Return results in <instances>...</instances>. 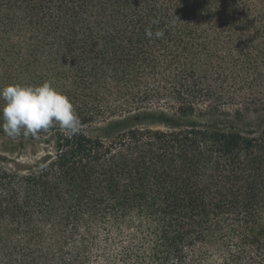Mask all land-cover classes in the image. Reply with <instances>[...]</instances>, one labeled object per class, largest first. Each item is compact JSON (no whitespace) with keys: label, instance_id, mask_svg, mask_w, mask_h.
Segmentation results:
<instances>
[{"label":"trees","instance_id":"obj_1","mask_svg":"<svg viewBox=\"0 0 264 264\" xmlns=\"http://www.w3.org/2000/svg\"><path fill=\"white\" fill-rule=\"evenodd\" d=\"M262 67L264 0H0V88L49 81L80 119L0 127L43 146L0 165V264H264V130L194 120Z\"/></svg>","mask_w":264,"mask_h":264},{"label":"clouds","instance_id":"obj_2","mask_svg":"<svg viewBox=\"0 0 264 264\" xmlns=\"http://www.w3.org/2000/svg\"><path fill=\"white\" fill-rule=\"evenodd\" d=\"M147 37H163L162 31L153 34L149 27ZM0 127L11 139L38 135L58 124L65 131L75 134L80 119L69 98L52 86L49 81L40 85L12 84L0 88Z\"/></svg>","mask_w":264,"mask_h":264},{"label":"rangeland","instance_id":"obj_3","mask_svg":"<svg viewBox=\"0 0 264 264\" xmlns=\"http://www.w3.org/2000/svg\"><path fill=\"white\" fill-rule=\"evenodd\" d=\"M262 77H256L250 85L243 84L235 94V103L226 105L220 114L195 118L200 126L225 132L253 135L264 130V67ZM1 144V143H0ZM1 146V145H0ZM39 142H27L10 147V152L0 151V165L7 168L23 169L32 163V153L42 154ZM18 152H21L20 154Z\"/></svg>","mask_w":264,"mask_h":264}]
</instances>
